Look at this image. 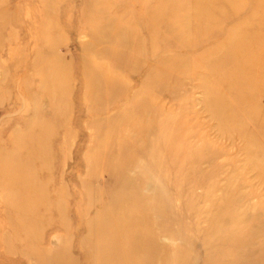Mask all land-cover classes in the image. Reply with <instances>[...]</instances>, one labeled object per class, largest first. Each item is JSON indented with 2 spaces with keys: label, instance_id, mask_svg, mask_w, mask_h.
Instances as JSON below:
<instances>
[{
  "label": "rangeland",
  "instance_id": "obj_1",
  "mask_svg": "<svg viewBox=\"0 0 264 264\" xmlns=\"http://www.w3.org/2000/svg\"><path fill=\"white\" fill-rule=\"evenodd\" d=\"M116 201L174 264H264V0H0V264H95Z\"/></svg>",
  "mask_w": 264,
  "mask_h": 264
},
{
  "label": "bare ground",
  "instance_id": "obj_2",
  "mask_svg": "<svg viewBox=\"0 0 264 264\" xmlns=\"http://www.w3.org/2000/svg\"><path fill=\"white\" fill-rule=\"evenodd\" d=\"M95 72V71H94ZM71 137V136H70ZM96 142V141H94ZM93 155V154H92ZM90 156V155H89ZM88 157V156H87ZM95 164V163H94ZM100 167V166H99ZM98 167V169H99ZM97 169V168H96ZM97 169V170H98ZM95 171V174L93 175L94 178H101L102 175L99 174V171ZM107 180L104 181L105 184H113L114 182L112 179V170L110 173H107ZM104 175V174H103ZM114 203V202H113ZM128 204V203H127ZM117 211L116 212H104L103 214L99 215L98 223L100 225L101 222H103V227H101L104 231L99 233V230L96 228V232L92 230L93 233L96 234L99 238H106V236H110L111 239H107L109 241L111 249H108L106 246L105 241L103 243L99 242L98 244L102 245V247L96 246L94 249L97 250L98 254L97 257L94 259L95 264H120L123 261H129L130 258H135L138 256H143L146 258L147 262L144 264H174V260L172 259V256L169 254L171 252V248H167L165 244L161 241L162 235L159 233L161 229H163L162 226L158 227L159 232L155 231L154 226L156 225V220L154 218H151L152 221L145 220V217H142L141 219H136V217H124V215L121 216L119 213L122 208L125 206V202L123 201L115 203ZM154 208V207H153ZM146 212L153 211L150 207V204L147 202L146 208L144 209ZM156 212V211H155ZM157 219V217H156ZM158 220V219H157ZM113 223L114 225H109ZM135 226H134V225ZM98 225V227H99ZM144 228L143 232H139L136 226H140ZM145 225V226H144ZM110 227V229L108 228ZM134 226V227H133ZM105 228V229H104ZM157 228V227H155ZM114 235V236H113ZM139 237V240L142 241L143 248L140 250V253L138 252H129L122 253L118 252L119 250L118 246L122 247L124 244H126V241L131 237ZM167 239V238H166ZM174 240V239H172ZM171 241V240H170ZM88 244V243H87ZM86 244V245H87ZM103 244L105 245L103 248ZM89 245V244H88ZM125 248V247H124ZM127 249V248H125ZM164 250H166L165 253ZM168 251V252H167ZM168 255V257L165 256ZM173 254V253H172Z\"/></svg>",
  "mask_w": 264,
  "mask_h": 264
}]
</instances>
